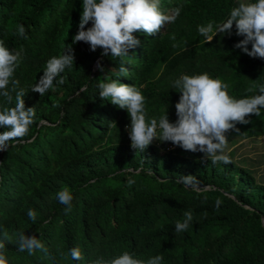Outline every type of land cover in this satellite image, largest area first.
<instances>
[{"label": "trees", "instance_id": "16d2710c", "mask_svg": "<svg viewBox=\"0 0 264 264\" xmlns=\"http://www.w3.org/2000/svg\"><path fill=\"white\" fill-rule=\"evenodd\" d=\"M249 2L255 0H161L166 13L181 8L174 23L155 37L134 33L139 43L116 60L77 42L72 45L74 67L61 73L66 82L54 83L40 96L30 87L43 75L47 60L72 44L82 0H0V41L10 50L24 49L14 78L28 90L25 107L35 110L24 141L0 151V241L8 264H88L124 251L145 261L162 254V264H264V183L255 180L252 165L236 158L233 149L226 152L232 161L227 165H214L200 152L168 148L171 142L154 140L143 153L136 151L130 146L126 110L101 100L97 87L106 77L133 85L145 97L147 117L159 120L166 111L170 122L177 119L180 96L172 82L182 74L219 78L237 99L259 94L264 59L235 47L243 39L235 26L230 35L217 34L206 43L197 30L226 21L233 7ZM17 25L26 28L28 39L14 34ZM121 63L128 69L125 77L117 76ZM0 105L14 107L15 99L5 105L0 97ZM249 119L236 126L238 132L228 133L229 143L264 132V109ZM180 175L215 185L235 201L217 189L185 188L177 183ZM129 178L135 181L131 186ZM64 188L73 196L67 214L56 199ZM217 198L222 201L218 209ZM28 209L37 213L35 222ZM188 210L191 226L178 233L175 224ZM20 232L40 239L49 256L17 251ZM74 247L81 249L83 261L62 257Z\"/></svg>", "mask_w": 264, "mask_h": 264}, {"label": "clouds", "instance_id": "9594fccd", "mask_svg": "<svg viewBox=\"0 0 264 264\" xmlns=\"http://www.w3.org/2000/svg\"><path fill=\"white\" fill-rule=\"evenodd\" d=\"M180 12L181 8L176 7L170 13H166L161 8V0H82L78 31L72 39V44L65 45L60 55L47 60L43 75L38 82L31 85V91L43 96L49 89L54 88V83L63 85L66 82L61 73L66 68L74 67L75 55L72 45L77 42L88 44L91 51L102 49V56L110 54L113 60L120 59L128 56L129 49L139 43L134 33L142 31L148 36L155 37L166 24L174 23ZM89 22L91 27L86 29L85 26ZM233 26L236 35L243 37L235 47L249 57L264 59V0L240 3L231 9L226 21L198 25L197 30L205 38L206 43L211 42L217 34L230 35ZM14 34L22 39H28L27 30L23 25H17ZM170 38L174 40L175 36L172 35ZM23 54L22 47L10 50L3 41H0V97L3 98L5 105H10L15 99L14 107L0 105V128L7 129L0 132V151H8L10 147L22 143L35 122L34 108H26L23 99L28 90L20 87V81L14 78L16 69L23 60ZM97 67L103 72L104 69L99 62ZM127 72L128 69L121 63L117 76L125 77ZM106 80L107 82L102 80L98 83V95L101 100L109 101L119 109L126 110L130 118L127 126L130 146L141 153L156 140L162 143L171 142L167 145L168 148L179 146L185 151L203 153L204 159L210 160L214 165L230 164L232 161L226 154L228 133L238 132L239 128L236 127L238 124H249V117L260 115L264 109V83L256 85L259 94L237 99L229 95L228 85L219 78H212L207 73L182 74L172 82V89L180 93L175 104L177 117L175 122L169 121L166 111L159 120L149 119L145 97L137 87L120 83L118 79L110 77H106ZM248 91L252 92L253 89L249 88ZM262 135L264 132L252 138ZM251 168L255 180L264 183V175L263 178L257 177L255 167ZM134 183L131 178L127 181L129 186ZM177 183L195 191H199L200 188L217 189L219 193L235 201L231 193L215 185H199L200 182L192 175H180ZM56 199L65 206V214L71 211L73 196L67 188L58 191ZM221 203L222 201L217 198L215 201L217 209ZM243 205L248 207L246 204ZM27 216L35 222L37 213L33 209H28ZM183 216V221H177L175 224V231L178 233L186 232L193 220L190 210L185 211ZM3 235L8 239L6 230ZM16 245L19 252L26 251L28 255H34L39 251L45 257L49 256L48 248L35 235L26 236L24 232L18 233ZM61 255L64 259L70 256L73 261L85 259L79 247L71 248ZM163 259V255L160 254L145 261L135 258L134 253L124 251L111 259L99 256L90 260L88 264H162ZM0 264H8L6 246L2 241Z\"/></svg>", "mask_w": 264, "mask_h": 264}, {"label": "rangeland", "instance_id": "374dc122", "mask_svg": "<svg viewBox=\"0 0 264 264\" xmlns=\"http://www.w3.org/2000/svg\"><path fill=\"white\" fill-rule=\"evenodd\" d=\"M247 2L248 0H239ZM234 150L236 158H240L248 165L255 167V175L263 178L264 175V135L256 138L238 139L233 143L228 142V150Z\"/></svg>", "mask_w": 264, "mask_h": 264}]
</instances>
